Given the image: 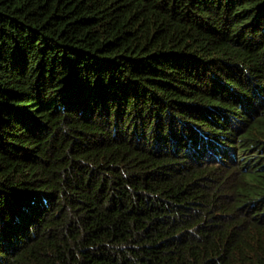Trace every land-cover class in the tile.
Listing matches in <instances>:
<instances>
[{
	"label": "trees",
	"instance_id": "obj_1",
	"mask_svg": "<svg viewBox=\"0 0 264 264\" xmlns=\"http://www.w3.org/2000/svg\"><path fill=\"white\" fill-rule=\"evenodd\" d=\"M0 264H264V0H0Z\"/></svg>",
	"mask_w": 264,
	"mask_h": 264
}]
</instances>
